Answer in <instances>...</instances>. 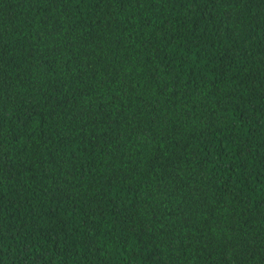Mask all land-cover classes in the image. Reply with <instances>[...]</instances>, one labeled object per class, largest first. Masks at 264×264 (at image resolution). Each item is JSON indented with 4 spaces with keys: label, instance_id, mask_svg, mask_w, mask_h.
I'll return each instance as SVG.
<instances>
[{
    "label": "trees",
    "instance_id": "1",
    "mask_svg": "<svg viewBox=\"0 0 264 264\" xmlns=\"http://www.w3.org/2000/svg\"><path fill=\"white\" fill-rule=\"evenodd\" d=\"M0 264H264V0H0Z\"/></svg>",
    "mask_w": 264,
    "mask_h": 264
}]
</instances>
